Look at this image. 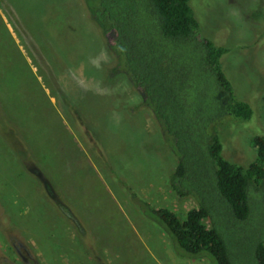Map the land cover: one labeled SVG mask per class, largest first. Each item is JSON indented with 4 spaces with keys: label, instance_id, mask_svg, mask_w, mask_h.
I'll return each mask as SVG.
<instances>
[{
    "label": "rangeland",
    "instance_id": "1",
    "mask_svg": "<svg viewBox=\"0 0 264 264\" xmlns=\"http://www.w3.org/2000/svg\"><path fill=\"white\" fill-rule=\"evenodd\" d=\"M88 1L0 0V264H150L140 258L155 247L163 264H176L167 250L183 257L149 210L183 216L197 204L168 185L175 158L137 87L104 70L117 54ZM190 3L201 37L227 48L234 93L255 108L220 126L222 154L247 164L252 135H264V0ZM244 224L242 235L264 239Z\"/></svg>",
    "mask_w": 264,
    "mask_h": 264
},
{
    "label": "trees",
    "instance_id": "2",
    "mask_svg": "<svg viewBox=\"0 0 264 264\" xmlns=\"http://www.w3.org/2000/svg\"><path fill=\"white\" fill-rule=\"evenodd\" d=\"M190 1L87 4L117 54L104 70L137 87L139 104L153 112L175 158L168 185L178 197L190 196L197 204L183 216L168 206H151L149 218L166 231L180 256L212 255L217 264H264L263 235L247 237L238 230L253 221L264 227V135H252L256 153L247 164L222 154L220 126L228 119H252L255 108L234 93L220 60L227 48L201 37ZM228 222L232 226L224 228Z\"/></svg>",
    "mask_w": 264,
    "mask_h": 264
},
{
    "label": "crops",
    "instance_id": "3",
    "mask_svg": "<svg viewBox=\"0 0 264 264\" xmlns=\"http://www.w3.org/2000/svg\"><path fill=\"white\" fill-rule=\"evenodd\" d=\"M142 239L145 240H149L150 242H152L153 239L151 238H144L142 237ZM157 245H162L165 243L164 238L162 236H157L155 238V242ZM142 245L144 246H150V244H145L144 242L142 243ZM157 249L155 247V250H152V248L148 251V255L149 257L147 258L146 253H144V255L140 258L142 260V262L146 259L150 260V264H163L161 259L159 258L158 254H157ZM168 255L173 258L172 260H176V264H200L203 261V258H197V259H191L189 257H179V256H175L173 255V253L170 250H167ZM147 264H149L147 262ZM205 264V262L203 263Z\"/></svg>",
    "mask_w": 264,
    "mask_h": 264
},
{
    "label": "clouds",
    "instance_id": "4",
    "mask_svg": "<svg viewBox=\"0 0 264 264\" xmlns=\"http://www.w3.org/2000/svg\"><path fill=\"white\" fill-rule=\"evenodd\" d=\"M138 103H139V101H138ZM142 106H144V105H142Z\"/></svg>",
    "mask_w": 264,
    "mask_h": 264
}]
</instances>
